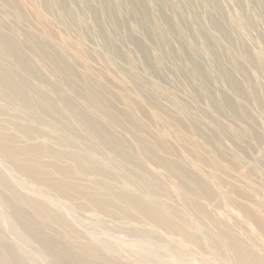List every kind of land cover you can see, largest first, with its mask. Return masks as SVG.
I'll list each match as a JSON object with an SVG mask.
<instances>
[{"label": "rangeland", "instance_id": "1", "mask_svg": "<svg viewBox=\"0 0 264 264\" xmlns=\"http://www.w3.org/2000/svg\"><path fill=\"white\" fill-rule=\"evenodd\" d=\"M0 264H264V0H0Z\"/></svg>", "mask_w": 264, "mask_h": 264}, {"label": "bare ground", "instance_id": "2", "mask_svg": "<svg viewBox=\"0 0 264 264\" xmlns=\"http://www.w3.org/2000/svg\"><path fill=\"white\" fill-rule=\"evenodd\" d=\"M236 243V242H235ZM236 245V244H235ZM248 255H249V253H248ZM256 260V259H255ZM248 263V262H247Z\"/></svg>", "mask_w": 264, "mask_h": 264}]
</instances>
